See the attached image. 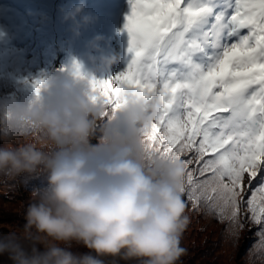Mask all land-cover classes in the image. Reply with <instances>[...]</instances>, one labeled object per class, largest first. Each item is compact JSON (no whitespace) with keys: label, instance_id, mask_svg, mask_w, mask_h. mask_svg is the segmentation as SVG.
<instances>
[{"label":"clouds","instance_id":"1","mask_svg":"<svg viewBox=\"0 0 264 264\" xmlns=\"http://www.w3.org/2000/svg\"><path fill=\"white\" fill-rule=\"evenodd\" d=\"M84 7L81 0L66 18ZM83 79L74 71L43 80L26 101L0 100V174L46 173L23 232L0 233V256L12 264H104L105 256L178 264L189 223L186 167L149 154L142 134L159 101L129 92L106 110Z\"/></svg>","mask_w":264,"mask_h":264},{"label":"snow or ice","instance_id":"2","mask_svg":"<svg viewBox=\"0 0 264 264\" xmlns=\"http://www.w3.org/2000/svg\"><path fill=\"white\" fill-rule=\"evenodd\" d=\"M130 3V60L111 79L90 81L95 98L113 110L129 92L157 99L145 150L179 158L190 199H206L239 227L246 207L264 237V0ZM193 163L201 166L188 171Z\"/></svg>","mask_w":264,"mask_h":264},{"label":"rangeland","instance_id":"3","mask_svg":"<svg viewBox=\"0 0 264 264\" xmlns=\"http://www.w3.org/2000/svg\"><path fill=\"white\" fill-rule=\"evenodd\" d=\"M89 1L83 0V11L72 19L66 15L81 0H0V77H12L19 65L22 73L50 71L58 78L72 75L79 65L82 83L90 85L93 78L107 80L126 70L130 36L125 25L132 12L130 0ZM45 174L43 170L14 177L0 174V233L23 232L33 194L46 185L41 178ZM34 176H39V183L31 182V189L22 184ZM182 199L189 223L181 235L185 254L178 264H264V237L257 232L260 226L255 228L241 213L239 223L243 226L239 227L226 215L222 217L219 209H210L207 200L199 205L185 192ZM22 242L30 250L31 242ZM72 250L89 251L76 245ZM101 259L104 264H143L140 258ZM0 264H12L7 253L0 256Z\"/></svg>","mask_w":264,"mask_h":264},{"label":"trees","instance_id":"4","mask_svg":"<svg viewBox=\"0 0 264 264\" xmlns=\"http://www.w3.org/2000/svg\"><path fill=\"white\" fill-rule=\"evenodd\" d=\"M53 57V55L51 56V58ZM56 58V55H55ZM15 68L17 70V72L15 74H13L12 77L9 76H1L0 77V100H4V99H10V98H15L17 99V101H26L30 98H32L35 94V89L32 87V83L34 80L36 79H43V80H52L53 78H56L55 75L52 74V72L48 71V72H44V71H30L27 70L25 73L21 72V67L19 65H15ZM102 97V94H101ZM109 108H111V106H107L106 109L108 110ZM159 135V133H158ZM166 143V141H165ZM189 157L190 155H192V153H188L187 154ZM184 155V156H187ZM184 156H182L181 158H183ZM207 158V157H206ZM202 165V162H201ZM201 165H198L196 163H193L191 166V169H195L200 167ZM207 175H210V173L206 174L204 177H200L197 174L196 178L199 179H203L205 177H207ZM44 180V183L46 184V174L43 175L41 177ZM259 176L256 178V180L252 181V185L256 186L257 185V181L259 180ZM23 180V179H22ZM31 180V181H30ZM30 180L28 181H24L22 182L23 185H26L28 188H32L31 186V182H35V183H39V176H34L32 177ZM190 185H186L185 184V194H190ZM250 189L247 185V183H245L244 185V192H243V196L244 199L247 200L250 196ZM197 195H199V193H197ZM257 198L259 197L260 193H257ZM207 203L206 199H201L199 201V205H202L203 203ZM258 199H257V203H258ZM242 215L244 216V220L247 218V222L253 223L251 222V220L247 217V209L246 207H244V210L241 211ZM253 226L255 228H257L260 225H257L255 223H253ZM258 233H260V229L257 230Z\"/></svg>","mask_w":264,"mask_h":264},{"label":"bare ground","instance_id":"5","mask_svg":"<svg viewBox=\"0 0 264 264\" xmlns=\"http://www.w3.org/2000/svg\"><path fill=\"white\" fill-rule=\"evenodd\" d=\"M72 4H73V2H72Z\"/></svg>","mask_w":264,"mask_h":264}]
</instances>
